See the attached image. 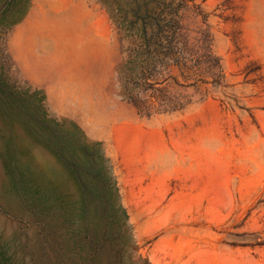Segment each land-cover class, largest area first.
Segmentation results:
<instances>
[{
	"label": "rangeland",
	"instance_id": "1",
	"mask_svg": "<svg viewBox=\"0 0 264 264\" xmlns=\"http://www.w3.org/2000/svg\"><path fill=\"white\" fill-rule=\"evenodd\" d=\"M155 1L0 0V264H264V0H195L225 87L147 118L118 19Z\"/></svg>",
	"mask_w": 264,
	"mask_h": 264
},
{
	"label": "trees",
	"instance_id": "2",
	"mask_svg": "<svg viewBox=\"0 0 264 264\" xmlns=\"http://www.w3.org/2000/svg\"><path fill=\"white\" fill-rule=\"evenodd\" d=\"M118 20L129 43L118 68L120 93L139 115L181 112L195 96L225 87L208 16L195 0L155 1L152 8L122 10Z\"/></svg>",
	"mask_w": 264,
	"mask_h": 264
}]
</instances>
